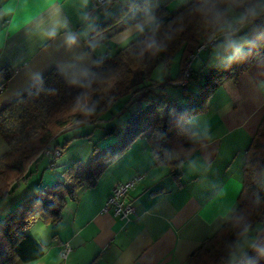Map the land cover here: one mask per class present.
Segmentation results:
<instances>
[{"label": "crops", "instance_id": "1", "mask_svg": "<svg viewBox=\"0 0 264 264\" xmlns=\"http://www.w3.org/2000/svg\"><path fill=\"white\" fill-rule=\"evenodd\" d=\"M129 1L110 0L95 9L94 0H0V74L11 71L3 82L0 109L51 69L68 86L75 85L88 76L98 59L111 55L110 45L113 53L124 45L126 31L131 40L139 33L136 25L150 26L148 15L159 7L173 10L189 0H150L143 9L131 8L117 22L102 26ZM56 25L57 36L49 39L46 32ZM68 34L77 36L73 47L65 43ZM178 74L179 62L175 76H168L171 83ZM263 114L264 55L236 80L224 81L209 98L207 109L190 117L188 127L198 145L181 163L179 175L155 163L144 138L134 140L94 186L81 188L75 199L67 200L59 222L36 221L28 229L43 254L14 264H183L235 209L245 153ZM7 149L0 135V156ZM40 157L31 162L29 170ZM75 160L80 158L62 151L54 167L63 169ZM136 174L143 177L126 196L135 214L124 220L111 208L104 210L116 183ZM59 175L46 181L52 183ZM43 177L21 180L2 196L0 216L44 185ZM251 231L256 235L255 229ZM64 242L72 250L62 261L59 251Z\"/></svg>", "mask_w": 264, "mask_h": 264}, {"label": "trees", "instance_id": "2", "mask_svg": "<svg viewBox=\"0 0 264 264\" xmlns=\"http://www.w3.org/2000/svg\"><path fill=\"white\" fill-rule=\"evenodd\" d=\"M149 2L131 0L124 3L102 26L117 22L131 8L143 9ZM199 3L200 0H189L173 10L161 6L155 11L159 22L155 34L167 45L164 51L140 55L143 41L152 35L153 26L150 25L111 55L98 59L88 76L75 85L68 86L61 74L51 69L0 109V135L8 146L0 156L1 198L28 177L29 165L45 155L46 149H60L61 154L69 142L89 132L71 134L54 145L52 139L77 125L96 124L100 116L110 112L119 101L123 102L119 112L132 101L136 103V109L127 117L105 128L104 134L118 136L119 143L114 148L97 151L95 146L85 162H70L61 170V179L41 185L0 216V264L39 258L43 248L28 229L36 221L59 222L67 200L75 199L81 188L94 186L136 138L145 139L155 163L167 165L174 176L181 173V163L198 145L194 132L188 127L190 117L207 109L209 98L224 81L236 80L242 71L264 55V23L258 22L256 30L248 32L252 44L245 59L227 66L213 64L206 73L199 70L196 75L190 66L187 85L172 83L183 88L186 104H179L164 94V84L168 81L152 80V70L160 62L168 64L174 54L181 51L176 80L181 78L184 65L197 45L209 38L197 11ZM10 76L9 69L1 73L0 84ZM192 85L194 88L190 90ZM159 92L161 95L157 96ZM78 100L91 107L90 114L79 110ZM60 154L51 159L46 155L48 164L54 166ZM242 169V188L235 209L211 236L200 242L183 264H231L237 240L252 229H255L256 240L243 255L244 261L264 264V114L247 147Z\"/></svg>", "mask_w": 264, "mask_h": 264}, {"label": "rangeland", "instance_id": "3", "mask_svg": "<svg viewBox=\"0 0 264 264\" xmlns=\"http://www.w3.org/2000/svg\"><path fill=\"white\" fill-rule=\"evenodd\" d=\"M256 3H264V0H257ZM180 6V5H179ZM177 7V6H176ZM175 7V8H176ZM256 28L246 29L245 31H255ZM124 45L126 43H123ZM198 46V45H197ZM111 49L108 50L110 54L113 53V46L110 45ZM197 48V47H196ZM195 48V49H196ZM181 51H178L174 54L172 59L168 64H164L160 62L151 72V79L156 80L158 82H166L164 84L163 93L166 94L168 97H172L177 100L179 104H186V99L183 97V88L181 86L174 85L168 79V76L171 77L175 76L178 70V62L180 61ZM191 68L195 70V75L199 70L203 73H206L208 69L213 65H224V62H221L213 53V45H211L208 49L202 50L197 53L195 58L191 60ZM186 63L184 67H186ZM183 72V71H182ZM182 74V73H181ZM180 74V77L182 78ZM181 78L177 79L175 83H178ZM194 86L190 87V90H193ZM196 88V87H195ZM160 93V92H159ZM161 94V93H160ZM122 101H119L114 108L105 114L100 116V119L97 120L96 124L93 123H83L77 125L76 127H72L68 130V132L61 134L58 138H54L51 141V144L54 145L56 143H62L65 137L70 136L71 134H84L88 133L87 136H82L79 138L73 139V141L66 146L63 150V155L68 153L77 156L80 158L79 161L85 162L89 157L92 149L96 146L97 151H102L103 149H112L115 147L116 144L119 143L118 136L114 133L104 134L105 128L120 122L123 118L127 117L130 112L136 109V103L132 101L127 108L123 109V111L119 112V107L122 104ZM69 127V128H70ZM140 137L136 138L139 139ZM135 139V140H136ZM61 170L62 167H50L47 162V156H41L40 159L33 164L29 170L28 178L31 179V182L34 180H39L40 176L44 173L43 177V184H51L46 181L47 177H53L57 174H60L56 177L55 181L61 179ZM54 182V181H53ZM52 182V183H53ZM31 232L33 230L31 228ZM256 240V235L254 231L247 230L245 234H243L236 243V247L234 252L231 255V263H235L240 261L245 254L246 250L249 249Z\"/></svg>", "mask_w": 264, "mask_h": 264}, {"label": "clouds", "instance_id": "4", "mask_svg": "<svg viewBox=\"0 0 264 264\" xmlns=\"http://www.w3.org/2000/svg\"><path fill=\"white\" fill-rule=\"evenodd\" d=\"M197 11L209 33V42H214L213 53L217 59L227 66L249 55V46L252 41L245 30L258 27V22L264 23V3H256L255 0H200ZM147 24L153 26L152 35L143 41L141 56L145 52L155 55L167 47L155 34L159 30L157 18L149 14ZM58 26H53L46 32L49 39L57 36ZM136 31L144 33L145 25L138 23ZM129 40L130 32L126 31L123 42L128 43ZM77 42L75 34H68L65 37L68 47L75 46ZM77 107L85 115L92 111L91 107L82 100H78ZM248 264H255V262L249 260Z\"/></svg>", "mask_w": 264, "mask_h": 264}, {"label": "built area", "instance_id": "5", "mask_svg": "<svg viewBox=\"0 0 264 264\" xmlns=\"http://www.w3.org/2000/svg\"><path fill=\"white\" fill-rule=\"evenodd\" d=\"M109 2L110 0H94V8L100 9L101 7L107 5ZM212 43L213 42L211 43L209 42V38H205L199 43V45L197 46L195 50V53L192 54L190 57V60L187 61L186 63L187 65L184 68L183 73H182V78L178 83L182 85L188 84L189 74L191 71V68H190L191 60L195 58L198 52L202 50H206L207 47L211 45ZM3 89H4V84L1 83L0 93L3 91ZM44 154L50 157L51 159L60 154V149H54V150L46 149L44 151ZM49 165L52 166L53 164H49ZM142 177H143L142 174H136L132 178L126 181L116 183V185L113 187L110 195L108 196L105 202L104 210L111 208L115 216L119 217L120 219L129 220L130 217L135 214V208L129 201L126 200V196H127L128 191ZM71 250H72V247L69 244V242L62 243L60 251H59L62 261H65V259L67 258ZM231 264H246V263L244 261V258L242 257L240 261H237Z\"/></svg>", "mask_w": 264, "mask_h": 264}]
</instances>
